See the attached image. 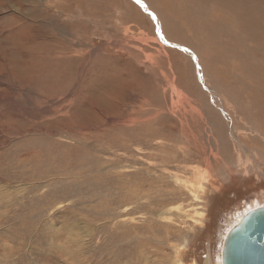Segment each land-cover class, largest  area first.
Segmentation results:
<instances>
[{
  "label": "rangeland",
  "instance_id": "374dc122",
  "mask_svg": "<svg viewBox=\"0 0 264 264\" xmlns=\"http://www.w3.org/2000/svg\"><path fill=\"white\" fill-rule=\"evenodd\" d=\"M173 13L0 0V264H221L264 206V104L234 69L252 43Z\"/></svg>",
  "mask_w": 264,
  "mask_h": 264
},
{
  "label": "bare ground",
  "instance_id": "6f19581e",
  "mask_svg": "<svg viewBox=\"0 0 264 264\" xmlns=\"http://www.w3.org/2000/svg\"><path fill=\"white\" fill-rule=\"evenodd\" d=\"M165 5L171 4L173 9V17L175 21L171 26H176L178 21L185 28L187 34L190 30L187 29L186 20L191 17V21L196 19L200 23H203L202 28H206L205 35L212 31L214 28L217 29L219 24L230 22L235 28L240 32L241 37L248 42L252 43V48H249L246 44L241 43L238 54L242 57L244 53V60L234 69L237 71L236 75L243 85L242 94L245 93L246 97L249 96L251 102L256 104H264V64L254 66L255 63H249V58L259 59V61H264V0H162ZM150 2V1H149ZM157 2V0H156ZM147 3V2H146ZM154 7V6H153ZM175 7V8H174ZM85 9V8H84ZM86 10V9H85ZM154 10V9H153ZM158 10V9H157ZM89 11V10H88ZM91 12V10H90ZM75 13V12H74ZM72 13V14H74ZM136 16L135 20L142 28H147L150 30L149 24H146V18L142 17L135 10ZM94 16V15H93ZM69 17V16H68ZM77 18V17H76ZM153 19V18H152ZM122 21V20H121ZM126 22V20H125ZM135 22V23H136ZM154 22V21H153ZM76 23V22H75ZM86 23V22H85ZM101 24V23H100ZM146 24V25H145ZM158 26V31H160L162 25L156 22ZM230 25V26H231ZM190 26V24H189ZM204 26V27H203ZM227 26V25H226ZM99 27V26H97ZM136 27V26H135ZM190 28V27H189ZM228 28V27H227ZM152 29V28H151ZM166 29V28H165ZM148 30V31H149ZM152 31V30H151ZM155 31V28H154ZM142 33V32H140ZM160 33V32H159ZM221 33V32H220ZM156 35V34H155ZM221 35V34H219ZM228 35V34H227ZM165 37V36H164ZM166 38V37H165ZM164 38V39H165ZM180 40V39H179ZM225 40V39H224ZM174 41V40H173ZM233 41V40H232ZM154 42H156L154 40ZM166 43V42H165ZM171 43V42H170ZM168 44V43H167ZM176 44V43H175ZM180 46V45H179ZM171 47V45H170ZM248 47V48H247ZM179 48V47H178ZM227 48V47H226ZM235 51V50H234ZM175 53V51H174ZM214 53V52H213ZM211 55V54H210ZM169 56V55H168ZM167 56V57H168ZM154 57V56H153ZM234 58V57H233ZM224 60V59H223ZM232 60V59H231ZM235 60V59H234ZM171 61V60H170ZM255 61V60H254ZM171 63V62H170ZM197 64V63H196ZM199 65V63H198ZM216 65V64H215ZM170 66V65H169ZM218 76V75H217ZM201 77V76H200ZM232 75L226 77L225 82L231 80ZM213 81V80H212ZM234 81V80H233ZM230 82V81H229ZM222 83V81H221ZM225 84V83H224ZM204 85V84H203ZM146 87V86H145ZM240 87V86H239ZM206 89V88H205ZM130 90V89H129ZM155 90V89H154ZM153 92V97L156 99V93ZM209 90V89H208ZM221 90V89H220ZM223 90V89H222ZM213 92V90H212ZM227 92V91H225ZM224 93V92H223ZM163 94V93H162ZM210 93H208L209 95ZM226 96V94L224 93ZM222 96V97H225ZM210 98V97H209ZM214 98V97H213ZM211 98V99H213ZM235 98V97H233ZM221 100V99H220ZM223 100V99H222ZM247 100V99H246ZM142 101V99H141ZM193 101V100H192ZM216 101H219L216 99ZM212 102V101H211ZM261 102V103H260ZM142 103V102H141ZM185 103V102H184ZM200 103V102H199ZM227 103V102H226ZM250 103V102H249ZM212 104V103H211ZM229 104V103H228ZM232 104V103H231ZM172 105V104H171ZM201 106V103L199 104ZM215 105V104H214ZM140 106V105H139ZM230 106V105H229ZM228 106V107H229ZM235 106V105H234ZM231 106V107H234ZM216 107V106H215ZM231 107L229 110H231ZM173 108V107H172ZM238 108V107H237ZM196 109V108H195ZM139 110V109H138ZM145 111V110H144ZM200 111V109H199ZM254 111V110H253ZM252 111V112H253ZM201 112V111H200ZM132 113V112H131ZM204 113V112H201ZM226 114V113H224ZM140 115V114H139ZM152 115V114H149ZM130 116V115H129ZM134 116V115H133ZM138 115H136L137 118ZM147 116V115H146ZM132 117V116H131ZM154 117V116H153ZM149 118V116H148ZM213 121L215 119L221 120L217 113H213ZM135 119V117L133 118ZM143 119V118H142ZM141 119V121H142ZM146 118H144L145 120ZM150 119V118H149ZM148 119V120H149ZM152 119V118H151ZM150 119V120H151ZM226 119V118H225ZM131 120V119H130ZM205 119H203L204 121ZM139 121V120H138ZM132 122V121H131ZM140 122V121H139ZM227 122V121H226ZM233 122V121H232ZM230 123V122H229ZM143 124V123H141ZM203 124V123H202ZM207 125V123H205ZM204 124V125H205ZM211 125V124H210ZM230 125V124H229ZM233 126V125H232ZM164 129V128H163ZM170 129V128H169ZM210 129V128H209ZM211 130V129H210ZM235 130V129H234ZM166 131H168L166 129ZM231 131V130H230ZM229 132V131H228ZM233 132V130H232ZM151 133V132H150ZM211 132H209L210 134ZM215 143V135L211 134ZM210 135V136H211ZM190 136V135H189ZM192 137V135H191ZM209 137V135H208ZM145 138V137H144ZM162 138V137H161ZM148 139V138H147ZM163 139V138H162ZM171 139V138H170ZM166 140V139H165ZM195 143V142H194ZM217 146V145H216ZM218 148V147H217ZM187 150V149H186ZM207 150V148H206ZM206 155V154H204ZM218 155V154H217ZM212 156V154H211ZM216 156V155H215ZM216 160V159H215ZM221 160V159H220ZM205 163V162H204ZM163 166V165H162ZM217 166V165H216ZM179 191V190H178ZM258 208V207H257ZM255 208V209H257ZM250 210V209H249ZM251 211V210H250ZM239 216V215H238ZM139 244V243H138ZM206 263L209 260L206 259Z\"/></svg>",
  "mask_w": 264,
  "mask_h": 264
},
{
  "label": "water",
  "instance_id": "95a60500",
  "mask_svg": "<svg viewBox=\"0 0 264 264\" xmlns=\"http://www.w3.org/2000/svg\"><path fill=\"white\" fill-rule=\"evenodd\" d=\"M220 259L221 264H264V206L247 212L227 233Z\"/></svg>",
  "mask_w": 264,
  "mask_h": 264
}]
</instances>
